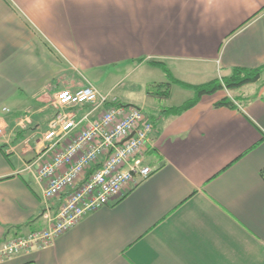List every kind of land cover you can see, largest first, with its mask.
<instances>
[{
  "label": "crops",
  "instance_id": "1",
  "mask_svg": "<svg viewBox=\"0 0 264 264\" xmlns=\"http://www.w3.org/2000/svg\"><path fill=\"white\" fill-rule=\"evenodd\" d=\"M149 61L189 85L263 66L264 0H0V242L47 227L64 199H45L28 168L56 91L101 84L154 124L147 178L1 264H264V70L162 115L195 92ZM137 72L143 90L124 86ZM141 79L171 81L179 100ZM224 97L234 107L214 105Z\"/></svg>",
  "mask_w": 264,
  "mask_h": 264
},
{
  "label": "built area",
  "instance_id": "2",
  "mask_svg": "<svg viewBox=\"0 0 264 264\" xmlns=\"http://www.w3.org/2000/svg\"><path fill=\"white\" fill-rule=\"evenodd\" d=\"M52 106L46 143L28 168L37 166L34 178L45 199L65 196L47 227L0 242V264L48 247L87 212L113 203L127 185L153 171L146 159L154 124L141 108L118 103L90 83L59 89Z\"/></svg>",
  "mask_w": 264,
  "mask_h": 264
},
{
  "label": "trees",
  "instance_id": "3",
  "mask_svg": "<svg viewBox=\"0 0 264 264\" xmlns=\"http://www.w3.org/2000/svg\"><path fill=\"white\" fill-rule=\"evenodd\" d=\"M148 63L152 66L160 67L166 73V76L171 78L170 73L163 65V63L157 61H149ZM263 70H264V65L255 68L233 67L229 75L221 77L220 79L217 78L211 80L209 82L200 85H189L180 81L173 80L171 78L173 82H176L183 87L193 89L195 92V96L192 99L183 102L179 106H173L164 109L161 114L162 115L179 114L183 110L193 106L197 102L198 98L203 94H211L220 89H234L246 83L255 82L260 78ZM170 82L171 81H167L164 83H154L153 86L162 88L161 91L159 92L155 91V93L161 96H167L170 87ZM148 92H150V89H148ZM214 105L234 107L233 100L230 99L229 97L222 98L221 100L217 101ZM260 173L262 178L264 179V168L261 169Z\"/></svg>",
  "mask_w": 264,
  "mask_h": 264
},
{
  "label": "rangeland",
  "instance_id": "4",
  "mask_svg": "<svg viewBox=\"0 0 264 264\" xmlns=\"http://www.w3.org/2000/svg\"><path fill=\"white\" fill-rule=\"evenodd\" d=\"M262 73H263V71H262ZM138 74H140V72H137V73H134V74H132L131 76H130V78H126L125 80H124V86L125 85H127L128 83H131V85H132V88H137V86H140L141 88H142V90H143V86L142 85H140V84H137V83H135L136 81V77H137V75ZM262 75V74H261ZM145 79H141V80H139L140 82L142 81H144ZM144 82H147V85H146V83H145V86H147L146 87V89H150V88H154L155 86H153V84H154V82H151L150 80H146V81H144ZM144 84V83H143ZM96 86H97V88L99 89V91L101 90V92L102 91H104V87L101 85V84H96ZM124 86H122V87H118L116 90H114V92L115 93H119V96H120V99H124V95H120V91H122L123 90V88H124ZM175 89V88H174ZM174 89H172V91H170V88H169V91H168V94L171 96L172 95V97H171V102H177L178 100H179V98L180 97H177V95H176V93H175V90ZM136 90V89H135ZM49 95H50V93H49ZM124 100H126V99H124ZM29 101H33V100H29ZM7 106H10V107H8V108H12V106H11V104H10V102L9 103H7Z\"/></svg>",
  "mask_w": 264,
  "mask_h": 264
},
{
  "label": "water",
  "instance_id": "5",
  "mask_svg": "<svg viewBox=\"0 0 264 264\" xmlns=\"http://www.w3.org/2000/svg\"><path fill=\"white\" fill-rule=\"evenodd\" d=\"M131 136V135H130Z\"/></svg>",
  "mask_w": 264,
  "mask_h": 264
}]
</instances>
